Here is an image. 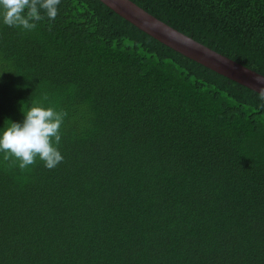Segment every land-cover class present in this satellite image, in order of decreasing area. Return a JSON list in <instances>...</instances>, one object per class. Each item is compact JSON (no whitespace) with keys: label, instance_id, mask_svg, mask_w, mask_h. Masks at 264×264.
I'll return each instance as SVG.
<instances>
[{"label":"trees","instance_id":"16d2710c","mask_svg":"<svg viewBox=\"0 0 264 264\" xmlns=\"http://www.w3.org/2000/svg\"><path fill=\"white\" fill-rule=\"evenodd\" d=\"M264 74V0H132ZM0 22V128L64 116L54 168L0 152V264H264V99L100 0Z\"/></svg>","mask_w":264,"mask_h":264},{"label":"clouds","instance_id":"9594fccd","mask_svg":"<svg viewBox=\"0 0 264 264\" xmlns=\"http://www.w3.org/2000/svg\"><path fill=\"white\" fill-rule=\"evenodd\" d=\"M59 0H0V22L9 27L32 29L35 21L42 19L41 10L52 20L58 14ZM264 99V96L261 97ZM66 114L53 107L31 105L23 110V120L0 128V152L15 157L19 167L25 168L36 158L45 167L54 168L63 156L58 145L60 128Z\"/></svg>","mask_w":264,"mask_h":264},{"label":"water","instance_id":"95a60500","mask_svg":"<svg viewBox=\"0 0 264 264\" xmlns=\"http://www.w3.org/2000/svg\"><path fill=\"white\" fill-rule=\"evenodd\" d=\"M158 41L188 58L264 95V74L179 31L132 0H100Z\"/></svg>","mask_w":264,"mask_h":264}]
</instances>
